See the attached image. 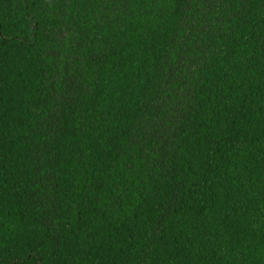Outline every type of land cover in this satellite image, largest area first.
Returning a JSON list of instances; mask_svg holds the SVG:
<instances>
[{"label":"trees","instance_id":"1","mask_svg":"<svg viewBox=\"0 0 264 264\" xmlns=\"http://www.w3.org/2000/svg\"><path fill=\"white\" fill-rule=\"evenodd\" d=\"M0 264H264V0H0Z\"/></svg>","mask_w":264,"mask_h":264}]
</instances>
